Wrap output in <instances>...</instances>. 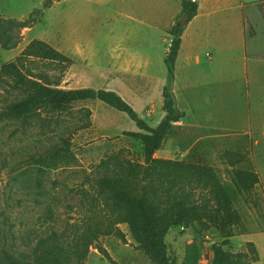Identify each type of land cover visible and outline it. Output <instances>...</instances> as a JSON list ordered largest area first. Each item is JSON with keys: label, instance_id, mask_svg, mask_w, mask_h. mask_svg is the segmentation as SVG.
I'll list each match as a JSON object with an SVG mask.
<instances>
[{"label": "rangeland", "instance_id": "1", "mask_svg": "<svg viewBox=\"0 0 264 264\" xmlns=\"http://www.w3.org/2000/svg\"><path fill=\"white\" fill-rule=\"evenodd\" d=\"M183 1L0 0V20L33 19L31 27L22 30L16 48L0 46V67L32 40H43L74 61L63 71L57 64L41 67L53 80L59 79L62 88L115 91L155 127L165 115L162 93L167 84L165 56L172 40L169 30L182 12ZM257 1L210 4L215 8L211 7L209 17L188 28L172 85L177 106L186 115L157 156L191 160L198 153L207 160L242 217L230 249L251 255L255 249L258 261L251 264H264V73L256 81L250 73L247 85L242 69L245 50L264 52V41L263 37L245 39L240 8L241 3L247 4L250 34L255 28L264 30ZM207 53L214 56L213 71L220 77L214 86ZM18 98L17 92L0 84V108ZM61 117L62 125L56 130L36 127L27 134L12 121H0V256L3 250L31 254L39 236L81 223L89 203L79 191L80 184L95 176L107 156L143 161V144L125 134L139 131L127 115L95 100L79 103ZM62 134L73 136L66 156L28 158L35 147L48 148ZM4 160L9 165L1 169ZM237 169L259 175V183L248 194L239 193L232 182ZM48 215L52 218L45 222ZM119 226L126 242L107 236L98 243L118 264H154L138 249L130 226ZM221 239L215 229L201 237L196 229L179 227L170 230L166 240L179 264H211V246ZM86 261L111 264L95 246Z\"/></svg>", "mask_w": 264, "mask_h": 264}, {"label": "trees", "instance_id": "2", "mask_svg": "<svg viewBox=\"0 0 264 264\" xmlns=\"http://www.w3.org/2000/svg\"><path fill=\"white\" fill-rule=\"evenodd\" d=\"M258 5L264 15V1ZM198 7L196 0H184L182 12L169 30L172 40L166 53L167 84L162 93L165 115L155 127L115 91L62 88L60 80H53L41 67L57 64L63 71L74 61L43 40H32L13 60L0 67V84L19 95L18 99L0 108V121L18 124L25 134L36 127L56 130L62 125L61 116L65 112L79 103L97 100L127 115L139 131L125 134L144 146L142 162L122 158L120 154L107 156L97 166L95 176H87L80 184L79 191L89 203L81 223H73L61 232L51 230L39 236L31 254L3 250L0 264H87L93 246L111 264H118L98 242L107 236L126 242V235L119 226L124 223L130 226L138 249L154 264H179L170 255L166 240L170 230L179 227L184 231L196 229L201 237H205L210 229L219 233L222 239L211 246V264L258 261L255 249L254 255L230 249L242 217L207 160L198 153L193 154L191 160L156 155L166 137L186 115L177 106L172 85L182 35L197 15ZM32 20H0V46L8 50L16 48L22 40V30L31 27ZM72 137L62 134L59 141L48 148L35 147L28 158L59 160L71 151ZM8 165V160H4L1 169ZM259 181V175L247 169L235 170L232 177L241 194L250 193ZM51 218L52 215H48L45 222Z\"/></svg>", "mask_w": 264, "mask_h": 264}, {"label": "crops", "instance_id": "3", "mask_svg": "<svg viewBox=\"0 0 264 264\" xmlns=\"http://www.w3.org/2000/svg\"><path fill=\"white\" fill-rule=\"evenodd\" d=\"M197 2H198V5H199V7H198V13H197V15L192 19V21L187 25V27L185 28V30H184V33H183V35H182V44H183V38H184V35H186V32L188 31V28L189 27H192V25H194V23L198 20V19H200L201 17H209V13L208 12H210V10H212L211 9V7L212 8H215V7H213V5L211 6L210 4H213V3H218L219 4V1H222V0H196ZM249 1H252V0H249ZM260 1H264V0H259V1H257L255 4L256 5H258V3L260 2ZM250 3V2H249ZM247 5V4H246ZM246 5L245 4H243V3H241V6H240V8H241V10H243L242 11V13H244V17H243V27H244V31H245V39L247 38L248 40L250 39V38H253V39H255V40H259V39H262V37H263V41H264V30H258V29H256L255 28V30L250 34L249 32H248V28L246 27L247 25H249V22H248V20L246 19V21H245V16H246V11H245V7H246ZM258 7H259V5H258ZM259 9H260V7H259ZM260 11H262L261 9H260ZM261 13H263V12H261ZM22 17H20V18H18V20H23V19H21ZM16 19V18H15ZM198 22H200L201 23V21H198ZM251 23V22H250ZM263 24H262V26L264 27V21L262 22ZM199 25H201V24H199ZM198 25V26H199ZM205 27H206V25H205ZM253 34V35H252ZM250 36V37H249ZM182 44H181V48H182ZM169 49V48H168ZM180 52H181V49H180ZM180 52H179V54H180ZM167 53V52H166ZM207 56L209 57V59L211 60V67H212V72H211V75H212V77H211V83H212V85L214 86V84L216 83V84H218L219 82H220V77H219V74H217V73H215L214 71H213V69H214V56L213 55H211V54H209V53H207ZM166 57V56H165ZM179 57V56H178ZM188 61H191V58H188L187 59ZM196 62L197 63H199V57L197 56V60H196ZM242 69H243V73L244 74H246V78H245V80H247V82H245L247 85H249V83H250V79H249V74L251 73V75H255V77L253 78L254 79V81H256V78L257 77H259V75H260V72H263L264 73V52H261V51H254V52H252L251 54H249L246 50H245V52H244V55H243V58H242ZM247 75H248V77H247ZM261 85V83H259V86ZM185 118V117H184ZM183 118V119H184ZM181 120L179 123H177L176 125H182V123H183V121L184 120ZM214 122H216L215 120H214ZM216 123H218V122H216ZM246 123V122H245ZM244 123V124H245ZM175 125V126H176ZM244 126V125H243ZM244 129H245V132H248V129L244 126ZM262 135L264 136V125H263V128H262ZM246 134H248V133H246ZM159 151V150H158ZM157 151V152H158ZM157 155V154H156Z\"/></svg>", "mask_w": 264, "mask_h": 264}]
</instances>
